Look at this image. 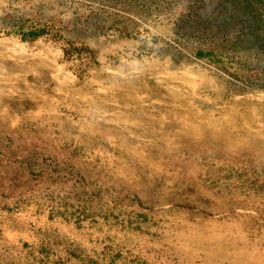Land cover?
<instances>
[{"label": "rangeland", "instance_id": "obj_1", "mask_svg": "<svg viewBox=\"0 0 264 264\" xmlns=\"http://www.w3.org/2000/svg\"><path fill=\"white\" fill-rule=\"evenodd\" d=\"M0 264H264V0H0Z\"/></svg>", "mask_w": 264, "mask_h": 264}, {"label": "crops", "instance_id": "obj_2", "mask_svg": "<svg viewBox=\"0 0 264 264\" xmlns=\"http://www.w3.org/2000/svg\"><path fill=\"white\" fill-rule=\"evenodd\" d=\"M39 65H41V63H39ZM46 70H48V78H46V81L49 83V82H52L53 81V79L51 78V72H52V70L51 69H46ZM37 81V80H36ZM53 83V82H52ZM27 93L29 94V89L27 90ZM6 99V98H5ZM7 100V99H6ZM30 100H29V98L28 97H26V99H23V104H24V107L26 108V109H29L30 107H29V105H30ZM23 104H20V105H23ZM32 104V103H31ZM33 105V104H32ZM15 106H17L18 107V105L16 104ZM21 108H23V107H21ZM106 110H108V109H106Z\"/></svg>", "mask_w": 264, "mask_h": 264}, {"label": "bare ground", "instance_id": "obj_3", "mask_svg": "<svg viewBox=\"0 0 264 264\" xmlns=\"http://www.w3.org/2000/svg\"><path fill=\"white\" fill-rule=\"evenodd\" d=\"M30 105H31V104H30ZM29 107H30V106H29ZM96 107H97V106H96ZM120 117H122V116H121V115H117V116L115 115V117H113V119H115V120L117 119V121H118V120H121ZM118 123H122V122L118 121ZM138 124H139V123H138Z\"/></svg>", "mask_w": 264, "mask_h": 264}]
</instances>
